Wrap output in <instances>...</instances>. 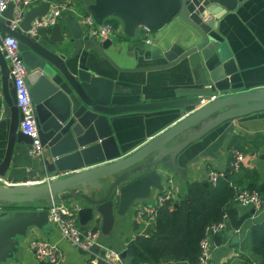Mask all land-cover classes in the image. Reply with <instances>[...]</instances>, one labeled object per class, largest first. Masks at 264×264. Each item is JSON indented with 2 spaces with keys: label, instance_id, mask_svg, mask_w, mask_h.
I'll list each match as a JSON object with an SVG mask.
<instances>
[{
  "label": "water",
  "instance_id": "1",
  "mask_svg": "<svg viewBox=\"0 0 264 264\" xmlns=\"http://www.w3.org/2000/svg\"><path fill=\"white\" fill-rule=\"evenodd\" d=\"M240 1L93 0L87 4L85 10L97 25L113 17L120 22L119 35L134 38L139 27L149 33V58L162 62L138 68H120L106 52L114 48L112 41L89 34L74 15L37 28L33 34L28 32L31 20L47 12L48 0L31 6L10 28L13 7L8 3L0 13V42L5 36L16 40L19 59L27 68L25 86L42 148L28 177L55 171L68 174L46 182L0 186V202L17 205L45 198L42 211L46 215L50 198L67 201L76 209L80 229L99 219L100 233L106 234L114 211L123 214L135 201L146 198L150 189L160 188L155 171L158 160L168 156L171 170L183 177L184 168L175 159L179 152L227 120L263 111L264 88L242 87L234 59L218 31L219 18ZM164 27L177 31V39L157 38ZM183 61L196 66L199 74L191 75L186 86L173 88L166 98L113 102L116 85L102 64L117 72H130L166 69ZM210 96L215 98L206 102ZM139 111L179 117L135 149L120 154L110 120ZM21 119L9 66L0 51V130L6 131L0 177L7 170L14 144L29 148V137L18 129ZM81 168L84 170L76 171ZM96 250L97 244L90 247L91 252ZM119 256L125 258L124 250Z\"/></svg>",
  "mask_w": 264,
  "mask_h": 264
},
{
  "label": "crops",
  "instance_id": "2",
  "mask_svg": "<svg viewBox=\"0 0 264 264\" xmlns=\"http://www.w3.org/2000/svg\"><path fill=\"white\" fill-rule=\"evenodd\" d=\"M48 1L66 2L70 6V10L61 12L58 21H62L68 15L75 17L88 14L85 6L93 0ZM109 19L116 29L109 38L114 48L106 52L120 68H138L162 62L149 58L152 45L143 42L144 38H149L146 30L139 27L134 38H126L117 33L119 20L113 17ZM218 31L234 59L242 87L264 88V0H241L233 11L226 12L219 18ZM156 37H166L171 42L177 39V31L173 32L164 27ZM117 47L120 51H116ZM102 65L107 70V77L113 79L116 85L117 92L112 100L118 104L138 102L142 97L146 100L164 99L173 88L189 84L191 75L199 74L196 66L185 61L155 71L117 72L106 63ZM178 117L171 113L142 111L125 112L113 117L110 126L120 154L135 149L175 122ZM5 145L6 131L0 130V160ZM232 149L240 150L242 160L237 170L228 171V184L231 187L258 190L263 197V205L260 210L253 211L251 208L235 204L232 200L231 207L243 217L242 222L237 229H226L217 241L213 240L214 245L207 264H243L245 261L255 264L258 257L251 250L247 233L253 225L264 220V110L227 120L179 152L175 159L176 164L184 168L183 177L171 170L167 163L168 156L158 160L155 171L161 179L160 188L150 189L146 198L135 201L125 213L117 214L114 211V221L108 233H100L99 219L86 222L83 228L93 227L99 231L97 242L100 246L118 252L124 250L126 242L145 229L134 220V211L138 206L153 204L163 191L170 192L176 198L187 199L186 186L196 183L206 187L210 170L222 173L218 178L224 177L226 174L223 173L229 169ZM35 166L34 157L29 156L22 146L14 144L7 170L0 177V186L34 181L51 175L44 173L29 178L28 175ZM80 170L84 169H76ZM58 172L66 171H55ZM45 203V198L17 205L0 202V258L4 259L0 260V264H47L38 260L29 249L28 241L31 238L56 243L62 254L61 264H93L90 256L80 253L61 238L58 230L42 211ZM77 206L82 205L78 202ZM133 225H136L135 229ZM234 234H237L236 239L232 238ZM128 261V257L121 258L122 264H127Z\"/></svg>",
  "mask_w": 264,
  "mask_h": 264
},
{
  "label": "built area",
  "instance_id": "3",
  "mask_svg": "<svg viewBox=\"0 0 264 264\" xmlns=\"http://www.w3.org/2000/svg\"><path fill=\"white\" fill-rule=\"evenodd\" d=\"M41 0H0V13L5 10L8 3L12 4V19L10 28H14L21 20L23 14L31 6L38 4ZM70 6L66 2L50 3L47 12L40 17L33 18L30 22L29 31L31 34L40 27H50L56 23L63 10H70ZM75 18L86 25L89 34L95 35L97 39L102 40L110 38L115 31V27L111 22L103 20L97 25L89 14L76 15ZM145 44H149V38L143 39ZM0 51L9 66V74L11 76L12 87L15 94V106L19 109L22 119L18 122V129L21 134L26 135L30 139L27 154L31 157H39L42 148L37 138V129L32 114V106L25 86V77L27 68L19 59V51L16 47V40L12 36H5L0 42ZM214 98L210 96L207 100ZM206 100V101H207ZM231 170H237L242 160V153L238 149L230 151ZM67 175V172L51 173L50 176L40 178L31 182H46L61 176ZM222 173L210 170L207 174L208 182L213 186ZM11 183H7L10 185ZM233 201L235 204L251 208L258 211L263 205V201L259 192L255 189L237 188L232 186ZM177 198L172 196L170 192L163 191L159 193L155 202L150 205L138 206L134 211V220L143 229L147 230L153 225L155 216V208L168 202V209H171L172 203ZM47 220L58 230L61 238L66 240L74 248L81 250L92 258L94 264L97 260H102L110 264H122L119 252L110 248H104L97 242L99 231L93 227H85L80 229L77 221L76 209L71 204L64 201L55 202L50 198L46 206ZM226 230L225 221H219L209 224L204 235L198 242L199 253L197 255L196 264H207L210 258V251L214 245L213 236H219ZM143 232V231H142ZM140 232V233H142ZM94 244L98 245V250L90 251V247ZM28 247L34 256L47 264H61V250L54 242L42 240L40 238H31L28 241Z\"/></svg>",
  "mask_w": 264,
  "mask_h": 264
},
{
  "label": "trees",
  "instance_id": "4",
  "mask_svg": "<svg viewBox=\"0 0 264 264\" xmlns=\"http://www.w3.org/2000/svg\"><path fill=\"white\" fill-rule=\"evenodd\" d=\"M229 170L230 167L213 186L189 183L186 186L188 198H177L171 209L167 208L168 202L156 207L151 229L126 242L127 264H196L198 242L209 224L225 221L226 229H237L243 217L231 207L233 192L227 180ZM218 238L213 236L214 241ZM247 238L258 257L255 264H264V220L249 229ZM95 264L110 263L97 260Z\"/></svg>",
  "mask_w": 264,
  "mask_h": 264
},
{
  "label": "rangeland",
  "instance_id": "5",
  "mask_svg": "<svg viewBox=\"0 0 264 264\" xmlns=\"http://www.w3.org/2000/svg\"><path fill=\"white\" fill-rule=\"evenodd\" d=\"M109 18H111V17H107L106 19H104V20H107V21H110V19ZM105 249L107 248V247H104ZM87 255V254H86ZM88 256V255H87Z\"/></svg>",
  "mask_w": 264,
  "mask_h": 264
}]
</instances>
